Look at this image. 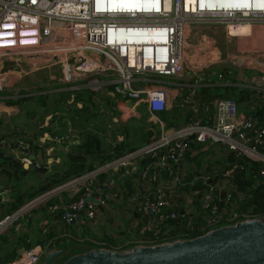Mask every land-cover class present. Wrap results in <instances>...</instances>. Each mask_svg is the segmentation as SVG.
I'll return each instance as SVG.
<instances>
[{
    "label": "built area",
    "instance_id": "2783aa9c",
    "mask_svg": "<svg viewBox=\"0 0 264 264\" xmlns=\"http://www.w3.org/2000/svg\"><path fill=\"white\" fill-rule=\"evenodd\" d=\"M236 1L0 0V69L2 59L15 60L11 57L14 54L26 56L32 69L58 66L59 78L70 91L86 89L96 104H101L103 96L109 97L114 102L112 110L124 115L125 119L119 116L124 121L136 116L130 111L143 104L158 130L152 141L96 164L4 216L0 234L19 215L49 204L54 197L59 199L49 204V210L62 221H94L118 195L116 181L110 185L105 177L101 179L108 172L120 173L123 179L134 176L150 186L137 206L134 227L141 224L154 229L163 222L165 213L190 216L194 201L210 229L241 220L237 207L243 196L234 185L208 183L211 176H206L200 177L205 186L189 195L179 196L176 189L181 183V167L187 164L189 141L226 146L237 157L258 162L260 169L254 177L264 180V123L238 110L230 96L201 92L203 87L229 84L220 81L223 67L211 73L215 81L206 72L223 62L221 56L189 58L181 52L183 32L190 23L222 24L230 34L242 24L252 28L264 22V10L245 9ZM247 61L248 56L243 58V66H249ZM255 78L242 87L253 89L264 100V73ZM175 107L183 120L167 127L162 114ZM18 138L2 142L5 152L24 167H39L28 152L30 145ZM166 181L170 183L164 185ZM8 192H0L1 201ZM63 194L66 199L60 198ZM57 244L52 249H57ZM47 252L38 246L22 249L5 264H42Z\"/></svg>",
    "mask_w": 264,
    "mask_h": 264
},
{
    "label": "rangeland",
    "instance_id": "374dc122",
    "mask_svg": "<svg viewBox=\"0 0 264 264\" xmlns=\"http://www.w3.org/2000/svg\"><path fill=\"white\" fill-rule=\"evenodd\" d=\"M230 32L235 33L236 30L231 29ZM181 42V52L184 56H189V58L198 56L200 59H206L207 57L217 58L221 56L223 62L212 65L206 72L209 73V77L215 81L216 79L211 73L216 71V67H223L222 70H220V73H222V79L220 81L229 83L226 79H228V81L230 79H235V81L232 82L234 90L243 88V83L249 84L252 77L258 78L264 73V22L252 26L247 34L238 36L230 35L226 32L222 24L197 21L185 26ZM246 56H248L249 59V61H247L249 66L245 67L243 66V58ZM11 57L15 60L2 59L1 61L0 95L3 93L2 95L13 97V99L23 98L21 102L22 109L20 111L14 110L10 111L9 114L5 113L1 115L3 119L1 118L0 121V139L6 137L4 139L10 140L15 136L19 138L23 136L28 138V135H33L35 141H37V139H43L44 137L53 139L54 137L45 130L48 128L60 133L58 138L61 139V141H52L54 143L50 142L51 145H64L68 150L71 147L69 141L79 140L81 143H87V136L85 134L89 132L91 135H97V137L104 142V144H101L99 147L101 153L104 155L116 145L128 144V146H132L134 142L136 144L141 143L147 128L150 130L156 129V135H158V130L156 126L149 121V115L147 111H145L143 104L132 109L130 113L136 116H132L125 121L122 120L125 119V116L121 115L120 112H117L116 115L112 113L110 115L113 116L112 121H114V118H117V121L111 123L109 115H107L109 110L105 108L106 104H100L99 109H96L92 104L86 103L87 108H84L82 103L75 102L73 93H65L66 90H69L68 88H70V86L61 82L58 66L32 69L26 64L28 62L26 56L14 54ZM226 69H229L230 73L228 71H223ZM240 77H244L243 80H239ZM232 98L235 99L234 97ZM246 101L248 102L249 100ZM246 101L241 103L235 101L238 110L248 111V109L245 110L243 108L245 107L244 104H246ZM102 107L103 111L98 112ZM174 109L177 110L178 108L175 107ZM171 113H173V110ZM119 116L122 119L119 118ZM166 118V122H173L174 120V117L171 115H166ZM182 120L181 118H177L176 123H169L167 127L182 122ZM41 131H44L43 136H40ZM55 137L57 136L55 135ZM1 144L0 148L5 149V146ZM40 146L41 149L44 150V147L42 145ZM203 148L205 150L204 153L197 156L193 161L188 162L186 160L187 164L182 165L181 183L176 187L179 196L184 194L189 195L191 193L192 189L187 187V185L190 184V182H187L189 177L192 178L195 175H197V177L198 175L199 177H210L213 173H216L219 168H223L221 167L223 164L225 166L229 165V163L224 160L227 159L228 156V148L226 146L203 144ZM32 151L34 150L30 147L28 152L31 153ZM196 160L199 164L198 166ZM45 162H43V160L39 162L40 166L44 163L48 166L49 163L47 160ZM219 162L223 163L220 164ZM229 166H231V168L228 169L227 172L231 171L237 165L233 164ZM50 169L52 172L54 166H50ZM51 172L48 171L47 174L42 173L38 177L30 179L27 176H23V181L22 183L20 181L19 184L21 190L23 191L24 188L28 190L36 188L38 182L44 183L46 175H49ZM106 174L108 175L104 177L110 185H112L114 181L117 182L114 188L118 193V195L111 200L112 202L108 203V205L103 208L107 213L102 215L99 211L94 221L87 225L73 224L72 227L66 228L61 224L55 223L57 225L56 229L59 231L58 234L62 239L66 237L64 233L68 236L70 241H73L72 236L79 239L83 238L84 233L87 237L86 239L92 240L94 243H100V240L105 237L110 238L112 241L120 242L125 240V236L128 235L127 231L132 234L135 222V219L131 216L132 211L137 212V206L144 201L142 200V190H140L139 187L147 191L150 186L147 185V182H141L136 179L139 184L137 187V185L133 183L132 178L128 179L124 177L125 180L120 178V173L112 175L108 172L105 173V175ZM124 181L126 190L122 187V182L124 183ZM217 181L224 183L225 186H228V184L230 185V179L228 177H221ZM4 183L5 178L0 177V192L4 189L9 190V186L7 187ZM169 183L170 181H166L163 184L168 185ZM9 193L10 192H8V194ZM65 194H63L64 197H66ZM5 198L7 199L6 201L9 200L8 195H5ZM42 206L43 215H41L40 211L36 212L37 210H31L30 213L27 212L24 215H19L18 220H14L5 228L0 234V240L4 236L8 238L9 242L7 244L2 243L3 241L0 242V248L3 249L1 255L16 247L17 244L14 241L12 233L26 232L20 229L21 227H27L25 223L34 230L47 221L49 215H52L49 212V204ZM190 209L192 214L199 212L195 208L194 203ZM50 222L51 221H49V224L45 223V228L52 226ZM92 236L98 239H89V237ZM64 240V243H62L63 240L58 242L57 248L61 249L68 245L67 239L65 238ZM77 241L79 240L77 239ZM73 250L74 249H72V251ZM75 250L77 252L83 251V247L76 248Z\"/></svg>",
    "mask_w": 264,
    "mask_h": 264
},
{
    "label": "trees",
    "instance_id": "16d2710c",
    "mask_svg": "<svg viewBox=\"0 0 264 264\" xmlns=\"http://www.w3.org/2000/svg\"><path fill=\"white\" fill-rule=\"evenodd\" d=\"M226 68V67H224ZM230 71L229 69L223 70ZM230 73V72H229ZM230 78V77H229ZM227 82L228 79H226ZM233 82L235 80H232ZM213 88L219 90L223 88L227 93H217L218 96H231L234 97V101L237 103H241L246 100L255 101L259 99V95L255 93V91L251 88H241L239 90H234L233 86L230 85H222L215 84L212 86ZM210 87H203L202 93L208 94ZM65 93H73L75 102H81L84 108H87V104H92L96 109H99V104H96L92 98L93 94H91L88 90L82 89L80 91H69L67 90ZM229 93V94H228ZM23 98L13 99V97H8L5 102L7 105H21ZM235 102V103H236ZM106 104L105 108H108L109 119L112 121V117L110 116L112 113L115 115L117 112L112 110V106H114V102L107 96H103L101 98V105ZM243 107L245 110L247 109V104H244ZM83 108V107H82ZM249 110H246V115L253 116L259 124L264 123V101L263 102H256L252 109L250 107ZM103 107L98 110V112H102ZM146 111V110H145ZM166 115H171L174 117L173 122H167V124H173L177 122V118L183 119L182 113L177 109L173 108V113L171 110L162 114V118L167 120ZM115 123V122H114ZM125 123V122H124ZM123 123V124H124ZM126 125V124H124ZM148 125V124H147ZM149 126V125H148ZM52 137L55 135L59 137L60 133L53 131L51 129H45ZM44 134V131L40 132V136ZM87 136V143L73 144L71 147L66 150V153L63 154V159L58 166L57 170L50 171L49 175H46V180L44 183L38 182V186L32 190H28L26 188L21 190L20 181L22 183L23 176H27L30 178H36L40 174L45 173L47 174L49 171V167L46 166L44 163L43 165L36 167L34 165L24 167L19 160H17L13 155L5 152V150L0 149V176L5 178L4 185L9 186V200L8 201H1L0 199V209L1 214L10 215L20 209L24 204L28 203L33 198L37 197L38 195L52 189L55 186H58L65 181L72 179L76 176H79L95 167L96 164L110 160L117 155L125 153L129 150H132L136 147L143 145L144 143H148L152 141L156 136V129L150 130L149 128L146 129V133L144 134V138L141 140V143L136 144L133 143L132 146H128V144H120L116 145L114 148L105 153L104 155L101 153V149H99L101 144L104 142L97 137V135H91V133L86 132ZM6 138V137H2ZM1 138V139H2ZM25 142H27L32 150L38 152L41 151V147L37 143H33L35 137H21L18 138ZM9 140V139H7ZM11 141V140H10ZM262 151L264 152V144L262 146ZM205 150L203 145L195 142L189 141L187 142V149L185 151V158L186 160L193 161L196 159L197 156L204 153ZM229 163V165H237L239 168L234 172L233 176H228L231 179L235 190L242 194V201L239 203L240 205L237 207V211L240 214V218H249V217H263L264 216V180L261 182L255 180V175L258 173L260 169V164L252 159L243 157L239 159L233 151L228 149V156L227 159H224ZM197 166L199 165L196 160ZM220 164L223 162H219ZM225 166L224 164L221 166L223 168H219L216 173L211 175L212 181H217L221 177H225V175H219V171L226 170L231 168V166ZM105 175H101L104 177ZM199 175H195L194 177H189L187 182H190L187 187H190L192 190L194 189H201L205 185L202 181L199 180ZM124 180V179H123ZM191 180V181H190ZM127 182V181H126ZM125 181L122 182L123 189L126 190ZM22 191V192H21ZM57 199L54 197L49 201V204L56 202ZM195 208L199 211L195 214H191L190 216H171L170 213H165L164 220L162 223L157 224L156 228L148 229L143 228L141 224H138L137 227H133L132 234L127 231V236H125L124 241H112L110 238L105 237L101 239L100 243H94L92 240L84 239L83 242L90 244L91 247H106V248H113L117 250H126L129 249L137 244H145L151 245L155 243H160L164 241H172L179 238H191L200 234L205 233L210 229L209 226L205 225L203 220V214L199 208V205L194 201ZM35 210V209H34ZM50 212V211H49ZM51 213V212H50ZM52 214V213H51ZM136 211H132V217L136 220L137 216H134ZM50 216V219L56 218L59 221H62L60 216L55 213ZM3 216V217H4ZM53 216V218H52ZM2 215H0L1 219ZM2 217V218H3ZM18 220V219H17ZM26 222V221H24ZM93 221L85 220L83 222H79V225H87ZM28 223V222H27ZM76 224V223H66V225ZM46 225V224H45ZM45 225L38 226L34 230H27L24 233L14 232L12 233L14 236V241L16 242V247L13 248L11 251H8L1 255L0 253V264H5L10 259L14 258L17 254L18 248L21 249H30L33 246H38L40 248H45L46 250H52L53 245L58 243L62 240V237L58 234L57 225H52L48 228H45ZM135 225V222H134ZM25 226L29 227L28 225ZM65 235V234H64ZM83 235H85L83 233ZM66 236V235H65ZM86 236V235H85ZM66 238V237H65ZM94 239L96 237H89V239ZM98 239V238H96ZM127 240V241H126ZM3 241V242H2ZM73 241L77 240L73 238ZM0 242L7 244L8 238L2 237ZM79 242V241H78ZM116 247V248H114ZM17 251V252H16Z\"/></svg>",
    "mask_w": 264,
    "mask_h": 264
},
{
    "label": "water",
    "instance_id": "95a60500",
    "mask_svg": "<svg viewBox=\"0 0 264 264\" xmlns=\"http://www.w3.org/2000/svg\"><path fill=\"white\" fill-rule=\"evenodd\" d=\"M238 168L218 174L233 176ZM66 253L49 250L42 264H264V216L211 228L191 238L137 244L126 250L92 247L65 257Z\"/></svg>",
    "mask_w": 264,
    "mask_h": 264
},
{
    "label": "crops",
    "instance_id": "0c3cea01",
    "mask_svg": "<svg viewBox=\"0 0 264 264\" xmlns=\"http://www.w3.org/2000/svg\"><path fill=\"white\" fill-rule=\"evenodd\" d=\"M239 29H242V30H244V31H247L248 29H249V25H244V26H240V27H238L237 29H236V31H238ZM180 35H181V33H180ZM235 35V34H234ZM238 36H241V35H238ZM245 77H246V75H245ZM243 79L244 77H240L239 78V80L240 79ZM231 81H229V83H230V85H232L233 83V81L232 80H235V79H230ZM220 86H222L221 84H219ZM233 86V85H232ZM67 91V90H66ZM228 91V90H227ZM227 91H225L224 89H219V90H217V89H215V88H213V87H210V90L208 91V94H210V93H215V92H217V93H222V92H224V93H227ZM202 92V91H201ZM3 93H1V95H0V121H1V115H3V114H5V113H7V114H9L10 113V111H14V110H17V111H20L22 108H21V105H7L6 104V102H5V100L8 98V96H6V95H2ZM229 94V93H228ZM16 96V95H15ZM231 97V96H230ZM263 102L264 100H263V98H261L260 96H259V99H257V100H255V101H252V100H249L248 102L246 101L245 103L247 104V109L250 107V109H252L253 108V106L256 104V102ZM17 108V109H16ZM249 110V109H248ZM243 111V110H242ZM3 119V118H2ZM29 136V135H28ZM43 136V135H42ZM30 138L31 137H34L33 135H30L29 136ZM45 138V139H44ZM43 139H40V140H38L37 139V141H35V140H33V143H37L39 146L40 145H42L43 147H44V150L43 149H41V151L38 153V152H36V151H32L31 152V154H32V161H34V162H42V160H43V162H45L46 160H47V162L49 163L48 164V167H49V171H51V169H50V166H54V169H52V171H55V170H57V168H58V166L57 165H59L61 162V160L63 159V154L64 153H66V147L64 146V145H59L58 144V146H52L51 145V143L50 142H52V141H54V142H60V141H55L54 139H47L46 137H44ZM155 138H156V136H155ZM154 138V139H155ZM7 139H4V138H2V139H0V144L3 142V141H6ZM54 142H52V143H54ZM79 142V140H75V141H69V144H70V146L71 145H73V144H76V143H78ZM65 144H66V142H65ZM68 144V143H67ZM1 145H4L3 143L1 144ZM41 147V146H40ZM1 149V148H0ZM2 150H5V149H2ZM58 150V151H57ZM57 153V154H56ZM46 163V162H45ZM1 177V176H0ZM225 177H228V176H225ZM125 178H132V180H133V183L134 184H136L137 185V187L139 186V184H138V181L136 180V177H134V176H130V177H125ZM229 178V177H228ZM125 180V179H124ZM229 183L231 184V186L233 185V183H232V181H231V179H230V181H229ZM116 184H117V182H116ZM127 184V183H126ZM140 188V190H142V196L148 191H145V189H142L141 187H139ZM60 198H62V199H66V197H64V195H61L60 196ZM56 199L58 200L59 199V197H56ZM7 200V199H6ZM6 200H4V201H6ZM31 210H34V208L33 209H31ZM37 210V211H36ZM43 206L41 205L40 207H38L37 209L35 208V210L34 211H36V212H39L40 211V213H41V215H43ZM101 213H102V215H104L105 213H107V211H105V209H102L101 211H100ZM30 213V212H29ZM2 215V217L5 215L4 213L3 214H1ZM50 216L51 215H49V217H48V219H47V221H45L44 223H42L40 226H42V225H45V223H48L49 224V221H51L50 222V224L51 225H56V224H61L62 226H65L66 228H69V227H72V225L73 224H70V225H66V223H63V222H61V221H59L58 219H56V218H53V216H55L54 214H53V216H52V218L54 219H50ZM134 216H136V214L134 215ZM2 217H1V219H2ZM55 217H57V216H55ZM0 219V220H1ZM56 223V224H55ZM76 224H78V223H76ZM20 229H23V230H25V231H27V230H33V228H30V227H21ZM65 234V233H64ZM67 234H70V233H67ZM66 235V234H65ZM72 236V235H71ZM73 238H75L74 236H72ZM86 238V236L85 235H83V238H81V239H79V238H75L76 240L78 239L79 240V242L77 241H70V239H68V236L66 235V239H67V242H68V245H66V246H64L63 248H61V249H65L66 251H67V253H66V256L65 257H67V256H69V255H71V254H75V253H79V252H77L75 249L76 248H81V247H83V251H85V250H87V249H89V248H92L91 246H90V244H88V243H86V242H83V240ZM65 239V238H64ZM64 239H62L63 240V242L62 243H64L65 242V240ZM57 249H59V248H57ZM72 249H74L73 251H72ZM3 249L2 248H0V253H1V251H2ZM22 249L21 248H18L17 249V251H18V253H19V251H21ZM16 251V252H17ZM83 251H80V252H83ZM60 262V261H59Z\"/></svg>",
    "mask_w": 264,
    "mask_h": 264
},
{
    "label": "bare ground",
    "instance_id": "6f19581e",
    "mask_svg": "<svg viewBox=\"0 0 264 264\" xmlns=\"http://www.w3.org/2000/svg\"><path fill=\"white\" fill-rule=\"evenodd\" d=\"M190 1L191 3L193 2V0H188ZM236 3L239 5V6H243L245 7V9H252V8H255V9H258V10H264V0H238L236 1ZM221 6V5H220ZM194 7V6H192ZM188 8L190 9L191 8V5L190 3H188ZM244 25H247V24H242L240 26H244ZM239 26V27H240ZM251 30L250 26H249V29L247 31H244L242 29H239L238 31H236L235 33H231V35H245L247 34L249 31ZM180 35V34H179ZM180 38V36H179Z\"/></svg>",
    "mask_w": 264,
    "mask_h": 264
}]
</instances>
